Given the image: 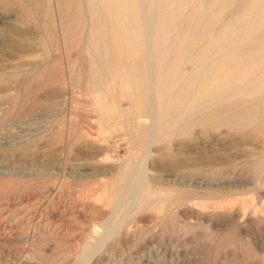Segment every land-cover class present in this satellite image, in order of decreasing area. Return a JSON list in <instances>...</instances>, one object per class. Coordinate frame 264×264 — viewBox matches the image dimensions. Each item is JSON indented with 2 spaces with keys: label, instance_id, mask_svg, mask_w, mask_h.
Wrapping results in <instances>:
<instances>
[{
  "label": "rangeland",
  "instance_id": "1",
  "mask_svg": "<svg viewBox=\"0 0 264 264\" xmlns=\"http://www.w3.org/2000/svg\"><path fill=\"white\" fill-rule=\"evenodd\" d=\"M8 28L27 47L0 38V264H264V223L243 218L254 195L214 192L252 186L264 170V161L249 163L263 148L253 132L239 142L235 131L196 125L148 148L118 111L129 110L131 98L117 86L90 89L86 54L70 58L58 41L45 61L33 21L1 4L0 33ZM225 161L232 169L219 168ZM129 164L130 183L113 199L112 181ZM163 190L174 196L162 199ZM235 211L242 226L229 219Z\"/></svg>",
  "mask_w": 264,
  "mask_h": 264
},
{
  "label": "bare ground",
  "instance_id": "2",
  "mask_svg": "<svg viewBox=\"0 0 264 264\" xmlns=\"http://www.w3.org/2000/svg\"><path fill=\"white\" fill-rule=\"evenodd\" d=\"M1 4L19 7L22 19L33 21L39 30L38 45L45 61L52 56L55 43L62 42L70 58L87 55L90 89L111 90L117 86L131 98V108L118 111L123 119H132L127 122L136 128L131 135L135 142L150 148L154 142L168 136L187 135L196 125L208 129L207 132L212 128L235 131L234 138L237 137L239 142L248 139L250 131L254 133V140L261 141L263 148L254 149L249 163H263L264 0H0ZM143 4L152 16L151 30L144 19ZM14 29H5L0 38L13 48L27 47L24 42H17L16 37L21 39V36ZM125 68L127 72L124 73ZM142 117H150L153 125L142 126V121H138ZM152 127L154 131H151ZM130 160L132 164V158ZM228 162L219 168L232 169ZM130 164L114 175L113 199L119 198L130 183L133 172ZM254 181L252 186L239 182L233 188L225 189L226 185L220 192L213 191L243 199L253 194L243 218L251 217L254 222L264 223L263 169ZM158 195L164 200L174 196L165 190ZM229 212L232 213V209ZM232 215L230 221L242 226V213ZM88 249L84 247V251Z\"/></svg>",
  "mask_w": 264,
  "mask_h": 264
}]
</instances>
